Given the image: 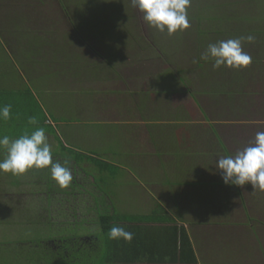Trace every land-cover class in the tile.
Wrapping results in <instances>:
<instances>
[{"label": "crops", "instance_id": "obj_1", "mask_svg": "<svg viewBox=\"0 0 264 264\" xmlns=\"http://www.w3.org/2000/svg\"><path fill=\"white\" fill-rule=\"evenodd\" d=\"M249 1L259 9L230 16L234 5L219 0L215 23L178 31L176 41L183 43L177 44L179 53L170 60L155 56L150 61L149 81L109 91L99 100L72 90L69 82L80 79H72L62 59L55 65L50 58L44 60L45 79L57 76L48 81L49 94L54 92L44 104L62 113L61 103L74 100L82 116L74 128L63 117L53 123L42 103L45 125L60 132L59 141L71 155L94 156H87L81 166L63 159L70 161L71 171L82 172L84 181L91 178L98 192V169L119 178L115 184L124 194L109 193L104 200L113 209L126 210L122 226L134 234L128 251L136 255L135 264H248L249 258L255 264L256 255L264 251V191L254 190L251 183L226 185L216 167L220 156L242 150L257 132H264V0ZM247 35L255 40L243 42L252 57L246 68L214 69L211 59H201L209 43ZM0 39L10 63L22 64L23 59H14L18 48L10 38ZM112 95L122 97L116 111L110 107ZM95 126L104 130L98 132ZM45 132L54 145L56 137ZM77 160L83 161L80 156ZM185 234L189 245L183 247Z\"/></svg>", "mask_w": 264, "mask_h": 264}, {"label": "rangeland", "instance_id": "obj_2", "mask_svg": "<svg viewBox=\"0 0 264 264\" xmlns=\"http://www.w3.org/2000/svg\"><path fill=\"white\" fill-rule=\"evenodd\" d=\"M221 1L222 5L228 2L230 7L234 5L232 11L230 8V11L228 10L230 16L231 14L240 16L244 10L253 14V10L259 9L249 0ZM237 1L242 3L240 7H235ZM218 2L219 0H191L187 9L190 26L209 21L211 24L215 23L218 9L222 6H219ZM0 35L3 39L10 38L9 43L18 48L14 59L17 57L18 63L19 59H23V63L20 62L19 65L10 63L6 58L8 51L0 43V104L12 106V118L6 123L0 122V134L14 139L25 131L30 132L36 127H43L45 131L48 130L56 137L55 144L51 145L54 161L63 164V158H72L78 166L86 163L89 159L87 156H94L81 153L71 155L69 149H65L59 141L60 132L57 133L52 126L45 125L46 118L41 105L54 92L49 94L51 84L48 81L56 79L57 76L51 74L50 78L45 79L43 73L47 66L44 60L50 58L51 63L55 65L62 59L65 64L63 67L72 79H80L69 82L73 86L72 90L86 93L83 95L85 99L89 96L90 99L92 97L93 100H99L109 91L141 87L143 82L149 81L153 76L151 69L153 63L150 61L155 59V56L170 60L179 53L177 44H183L176 41L177 33L169 36L166 32L160 33L149 27L143 20V14L132 7L131 0H0ZM13 38H17L16 42ZM13 52L15 50L12 51V55ZM176 61L179 60H174ZM56 67L51 68L57 70ZM30 75L36 78L30 79ZM121 98V96H110V107L114 105L113 111H116L117 103H121ZM90 101L91 104L98 102ZM69 103H61L59 107H62V113L47 108L44 104L49 120L57 123L60 117H63L70 124L73 123L72 128L74 124L80 125L82 116L80 117L78 113L79 108L74 100ZM32 116L37 118V125L28 124V118ZM94 129L98 132L104 130L97 126ZM3 155L4 153L0 151V159ZM78 156L83 160L81 163L77 160ZM100 159L103 160L101 157ZM88 162L93 164V159ZM69 167L72 168L70 165ZM76 169L80 171L81 167ZM98 170L99 175L96 179L101 184V189L110 195L124 194L122 186L115 184L119 178L112 176L110 171ZM89 172L94 171L90 169ZM72 173L76 175L73 174V178L77 180L76 186L79 192L68 191V194L62 192L52 200L51 205L46 201L47 189L51 191L56 188H53L52 181L50 184L49 168H34L20 176L0 173V247L2 249L5 248L4 244L9 242L20 243V241L46 238L49 234L48 228L29 224L37 214L46 215V210L52 221L64 223L65 226L58 228L60 231L75 221L72 217L74 210L69 211L70 217L67 220L62 217L63 212L73 209L74 205L77 206L79 221L83 220L84 216L88 219H96L95 200L92 196L100 198V192L91 185V178L87 177L84 181L85 176L81 171L79 172L81 174L77 175L72 169ZM117 175L122 177L121 174ZM44 176L46 180H42ZM112 183H114L113 188ZM82 190L84 195L81 194ZM87 199L89 201H86ZM106 204L109 207L110 204ZM113 206H116V203ZM122 207H116L121 215L119 218H123L122 215L126 211ZM110 209L113 210L111 207ZM2 256L8 255L5 252L0 258ZM255 260V264H264V251L258 253ZM7 261L8 259L2 264ZM251 262L249 258L248 264H254V261Z\"/></svg>", "mask_w": 264, "mask_h": 264}, {"label": "clouds", "instance_id": "obj_3", "mask_svg": "<svg viewBox=\"0 0 264 264\" xmlns=\"http://www.w3.org/2000/svg\"><path fill=\"white\" fill-rule=\"evenodd\" d=\"M191 0H131V5L143 14V20L149 27L169 36L190 27L188 11ZM253 35L209 43L202 54V60L213 61V68L221 66L235 69L246 68L252 63V57L243 50V42H254ZM11 104H0V122H7L11 117ZM29 125H37L35 116L28 118ZM0 173L20 176L31 169L49 168L52 180L60 187L67 188L73 181L70 161L63 164L53 159V149L48 141L45 129L36 127L25 131L17 138L0 134ZM216 167L226 185L244 186L251 183L254 190L264 191V132H257L242 150L234 154L220 156ZM102 231V229H101ZM109 239L131 242L134 234L124 226L113 224L107 233Z\"/></svg>", "mask_w": 264, "mask_h": 264}, {"label": "trees", "instance_id": "obj_4", "mask_svg": "<svg viewBox=\"0 0 264 264\" xmlns=\"http://www.w3.org/2000/svg\"><path fill=\"white\" fill-rule=\"evenodd\" d=\"M42 178V180H46V176ZM49 181L50 184L52 181L54 184L53 188H56L51 191L47 190L48 200L46 201L49 205L62 192L66 194L69 192H79L75 178L64 189H60L52 178H49ZM96 184L101 194L100 198L92 196L95 199L96 219H88L87 216H84V219L79 221L78 218L80 216L77 215V206L74 205L73 209L65 210L62 217L65 218L64 220H67L70 217L69 211L74 210L72 217L75 221L60 231L58 228L64 225V223L52 221L48 210H46V215L45 213L41 215L37 214V217L29 224L48 228L49 234L47 237L34 241L29 240L20 241V243L9 242L4 244L5 248L2 249L0 247V255L6 252L8 256L0 258L1 264L6 259L8 261L4 264H135L136 255L128 251L129 242L112 240L107 235L113 224L122 226L123 222H127V216L122 215L123 218H119L121 215L116 209L111 210L110 205L109 207L106 206L107 202L104 199L109 198V193L101 189V184L98 181ZM81 194H85L83 190ZM86 201H89V199ZM73 225L74 227H72ZM181 242L183 247L189 245V237L186 234L183 235Z\"/></svg>", "mask_w": 264, "mask_h": 264}]
</instances>
